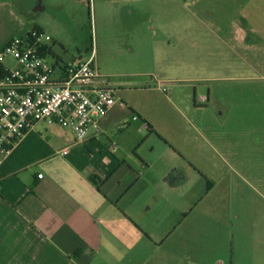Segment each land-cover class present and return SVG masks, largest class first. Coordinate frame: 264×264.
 Wrapping results in <instances>:
<instances>
[{"label": "crops", "instance_id": "obj_1", "mask_svg": "<svg viewBox=\"0 0 264 264\" xmlns=\"http://www.w3.org/2000/svg\"><path fill=\"white\" fill-rule=\"evenodd\" d=\"M86 14L120 26L111 38L118 43L104 46L108 52L141 55L147 42L154 70L128 84L145 103H133L130 94L123 101L101 72L96 48L106 85L126 106L110 110L85 143L70 129L41 122L14 148L0 166V264H187L193 234L203 233L194 216L202 197L187 189L192 136L171 133L169 116L157 108L174 103L156 95L164 84L189 80L176 75L193 66V47L213 52L219 69L264 79V0H0V53L33 29L75 28ZM64 148L67 156L59 154ZM257 253L238 246L217 264H264L263 248Z\"/></svg>", "mask_w": 264, "mask_h": 264}, {"label": "rangeland", "instance_id": "obj_2", "mask_svg": "<svg viewBox=\"0 0 264 264\" xmlns=\"http://www.w3.org/2000/svg\"><path fill=\"white\" fill-rule=\"evenodd\" d=\"M149 27L155 29L152 24ZM44 28L52 38L49 45L55 54L44 55L50 65H55L57 59L62 64L80 56L88 59L91 48L99 47L98 64L109 85L121 98L130 94L133 103H145L144 94L129 92L134 88L128 84L141 83L146 80L142 72L154 70L146 41L141 55L114 49L108 52L104 46L118 43L111 38L117 36L120 26L100 25L87 14L76 29L57 24ZM191 59L193 66L176 75L189 80L164 84V93L156 95L168 97L175 105L164 101L157 108L158 114L169 116L171 133L182 129L192 136L186 146L192 159L187 189L202 197L194 216L203 220V233L200 239L193 234L197 244L186 250V262L217 264L242 245L258 259L261 248L264 253V236L260 234L264 235V79L252 78L254 74L244 70L219 69L213 52H201L196 47Z\"/></svg>", "mask_w": 264, "mask_h": 264}, {"label": "built area", "instance_id": "obj_3", "mask_svg": "<svg viewBox=\"0 0 264 264\" xmlns=\"http://www.w3.org/2000/svg\"><path fill=\"white\" fill-rule=\"evenodd\" d=\"M51 41L47 32L33 29L0 53V166L38 123L70 129L82 144L100 132L110 110L126 106L106 85L94 48L88 59L50 65L42 54ZM59 154L67 156L69 148Z\"/></svg>", "mask_w": 264, "mask_h": 264}, {"label": "trees", "instance_id": "obj_4", "mask_svg": "<svg viewBox=\"0 0 264 264\" xmlns=\"http://www.w3.org/2000/svg\"><path fill=\"white\" fill-rule=\"evenodd\" d=\"M44 53H45V52H43V54H42L43 56L45 55ZM48 53H49V52H48Z\"/></svg>", "mask_w": 264, "mask_h": 264}]
</instances>
